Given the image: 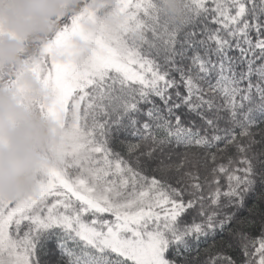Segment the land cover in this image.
Listing matches in <instances>:
<instances>
[{
  "label": "snow or ice",
  "instance_id": "obj_1",
  "mask_svg": "<svg viewBox=\"0 0 264 264\" xmlns=\"http://www.w3.org/2000/svg\"><path fill=\"white\" fill-rule=\"evenodd\" d=\"M111 15L63 18L33 69L59 165L0 200V264H264V0H185L179 20L115 0ZM72 37L90 54L50 60Z\"/></svg>",
  "mask_w": 264,
  "mask_h": 264
},
{
  "label": "clouds",
  "instance_id": "obj_2",
  "mask_svg": "<svg viewBox=\"0 0 264 264\" xmlns=\"http://www.w3.org/2000/svg\"><path fill=\"white\" fill-rule=\"evenodd\" d=\"M185 0H157L164 14L179 20ZM110 26L115 0H0V200H17L32 192L43 167L59 165L52 149L59 137L55 121L35 105L49 104L51 93L33 69L60 31L63 18L83 8ZM139 41L140 35L130 34ZM67 49L50 60L65 63L87 57L89 46L72 37ZM69 53H72L71 55Z\"/></svg>",
  "mask_w": 264,
  "mask_h": 264
},
{
  "label": "trees",
  "instance_id": "obj_3",
  "mask_svg": "<svg viewBox=\"0 0 264 264\" xmlns=\"http://www.w3.org/2000/svg\"><path fill=\"white\" fill-rule=\"evenodd\" d=\"M213 27H215V26L213 25ZM255 115H256V118H257L258 121L261 120V119H264V117H261V115H260L259 113H256ZM252 131H254V132H258L259 130H258V128H253ZM257 138H258V137H257ZM133 142H135V141H133ZM211 163H212V162L209 161V164H211ZM216 163L219 164V163H226V162L223 161V160H221L220 157H218ZM234 167H235V165H234ZM217 178L220 180V184H221V189H222V191H223V190H226V188H227V177H226L223 173H221V174H219V176H218ZM200 182H201L202 184H204V191H203V194H204V196L207 198V197L210 195L209 186H208L206 183H204V180H203V177H202V176H201V180H200ZM243 214H246V210L244 211ZM252 235H253L254 238H257V239H258V232H257L256 230H253ZM207 243H208V244H211L212 241L209 240ZM205 246H206V245H202V247H205ZM255 246H256V247H259V243L257 242V244H256ZM253 251H254V249H253ZM201 255H202V258H203V259H207V258H208L207 255L204 254L203 252H202ZM233 256L236 257L237 259H239L238 254L233 253ZM256 259H257V264H258V255H257Z\"/></svg>",
  "mask_w": 264,
  "mask_h": 264
},
{
  "label": "rangeland",
  "instance_id": "obj_4",
  "mask_svg": "<svg viewBox=\"0 0 264 264\" xmlns=\"http://www.w3.org/2000/svg\"><path fill=\"white\" fill-rule=\"evenodd\" d=\"M51 200V198H49Z\"/></svg>",
  "mask_w": 264,
  "mask_h": 264
}]
</instances>
